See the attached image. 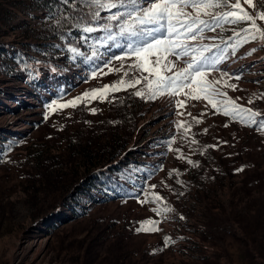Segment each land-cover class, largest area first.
I'll return each instance as SVG.
<instances>
[{
    "label": "rangeland",
    "instance_id": "obj_1",
    "mask_svg": "<svg viewBox=\"0 0 264 264\" xmlns=\"http://www.w3.org/2000/svg\"><path fill=\"white\" fill-rule=\"evenodd\" d=\"M259 5L264 8V0ZM0 10L12 17L0 19V264H264V130L258 124L246 126L211 105L205 107L206 101L190 99L179 109L184 115L177 116L168 97L142 99L132 88L109 93L107 99L83 97L91 89L128 79L124 69L104 67L105 61L121 54L111 42L99 46L98 37L106 33H84L79 27V45L71 47L77 49L73 53L63 37L40 40L19 29L24 23L37 26L45 17L48 9L34 0H0ZM110 23L113 32L118 31V22ZM231 27L206 33L216 40L205 43L227 40ZM94 43L98 45L95 57ZM252 48L256 51L248 55ZM25 53L37 61L28 62ZM8 65L18 71L10 73ZM119 65L112 61L113 69ZM219 68L240 76L239 80L223 78L222 90L239 98L240 105L260 112L258 122L264 120V46L246 44L235 56L229 50ZM213 75L219 78L218 72ZM224 80L237 85V90L224 86ZM124 95L136 122L123 146L133 151L136 162L126 167L121 184L93 189V198L60 205L48 216L13 215L11 201L20 198L37 199L33 210L39 214L55 205L56 195L46 198L52 190L37 180L33 167L37 157L58 153L68 159L67 166H79L65 136L82 125L103 121L110 115L112 101ZM77 97L82 99L75 107L49 108ZM193 117L201 122L195 123ZM177 123L191 127L185 133ZM209 133H215L212 140L219 151L215 163L224 176H211L206 183L210 189L190 180L184 187L177 184L176 169L181 164L186 169L184 178H190L186 172L195 146L192 141H201ZM159 190L172 198L167 204L161 196L160 206L173 209L166 216L152 211L157 205L142 203L146 194L150 198ZM146 219L159 221L161 230L137 232ZM165 237H170L167 244Z\"/></svg>",
    "mask_w": 264,
    "mask_h": 264
},
{
    "label": "snow or ice",
    "instance_id": "obj_2",
    "mask_svg": "<svg viewBox=\"0 0 264 264\" xmlns=\"http://www.w3.org/2000/svg\"><path fill=\"white\" fill-rule=\"evenodd\" d=\"M73 8L79 4L87 9L97 25L83 26L82 32H105L104 37H98L99 46L111 42L112 46L120 50V55H113L105 61L104 67L110 71H123V76L114 84L102 88L91 89L83 93V97L92 99H107V94L129 88L136 89L134 95L147 100H156L168 97L177 110V116L184 115L180 108L186 106L188 99L192 101H206L218 113L225 117L245 124L257 125L264 130V120L258 122L261 113L237 103L239 98L233 99L222 90L221 80L225 77L239 80L240 76L220 70L227 58L229 50L235 56L237 51L246 44L259 42L264 46V8L260 7L259 0H63ZM247 6V7H245ZM115 9L116 11H112ZM123 9V11H121ZM111 13L106 17L101 12ZM109 23L100 24V20ZM110 22H118V31L113 32ZM225 25L232 26V35L227 40L221 38L220 43H205L206 40L215 41L216 37H209L206 33H215L219 29L224 32ZM87 41V37H85ZM223 45V47H222ZM97 44L92 45L93 57L97 55ZM73 53L77 49L71 48ZM256 48L247 54L252 55ZM112 61H119V68H112ZM219 73V78L214 73ZM92 77L97 72L91 73ZM140 85L141 87L137 88ZM224 86L237 90V85L224 80ZM183 96L185 99H177ZM77 97L67 103L49 105L51 111L62 110L66 107H75ZM249 103H252L249 100ZM95 113V109H92ZM191 115V113H188ZM204 115V113H201ZM47 119V116L45 117ZM195 123L201 121L193 117ZM177 129L184 128L187 133L191 125L177 123ZM207 131V130H205ZM192 143H196L195 140ZM171 150V144L169 145ZM179 151V150H177ZM180 158H183L182 156ZM189 164H193L188 160ZM196 166V165H193ZM155 188V185L151 186ZM163 197L153 194L142 203L157 205L152 211L157 216H166L173 209L161 207ZM181 219H184L181 216ZM159 221L146 219L140 222L137 232L154 233L161 229ZM170 237H165L167 244Z\"/></svg>",
    "mask_w": 264,
    "mask_h": 264
},
{
    "label": "trees",
    "instance_id": "obj_3",
    "mask_svg": "<svg viewBox=\"0 0 264 264\" xmlns=\"http://www.w3.org/2000/svg\"><path fill=\"white\" fill-rule=\"evenodd\" d=\"M34 2L38 7L48 10L45 17L39 19L37 26L32 27L29 23H24L19 27L27 36L31 35L40 40L63 37L67 46L71 48L79 45L77 38L79 27L97 25V22L86 14L87 9H83L79 4L73 8L71 4L63 3V0H34ZM10 18L12 17H9L7 12L0 10V19L6 21ZM99 23L104 22L99 21ZM33 46L37 47L39 44ZM24 56L30 63L37 61L28 53ZM6 70L10 73L18 71L15 70L14 65H8ZM28 70V76H31V69ZM127 100H129L127 95L117 96L111 103L110 115L107 118L91 125H82L65 136L68 151L71 149L75 151L76 163L80 167L67 166L68 159L58 153L37 157L33 164L35 174L38 175L37 180L39 183H44L48 190H52L46 192L45 197L56 195L55 202H57L50 210L45 208L43 213L39 214L37 209L35 212L33 210V204L37 202L34 197L30 200H27L28 197L16 199L10 204L11 211H14L13 215L23 212L29 214L32 219L37 216H48L60 205L77 203L87 196L93 198V189L109 184H121L120 179L126 175V167L136 162L131 158L133 151L123 146L136 122V113L127 106ZM107 127L112 128L113 132L110 133ZM203 136L201 141L200 139L196 141L193 151L189 152L188 160L193 164H189L186 173L190 178H184L183 172L186 169L182 164L176 169L179 177L177 184L183 187L190 180L199 187L210 189L206 183L211 182V176H224L223 171L215 163V156L219 152L217 144L212 140L215 133L203 134ZM125 149L127 150L124 151ZM174 189H177L176 185ZM157 193L165 197L167 204L171 203L172 198L166 191L159 190Z\"/></svg>",
    "mask_w": 264,
    "mask_h": 264
}]
</instances>
